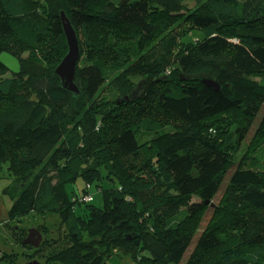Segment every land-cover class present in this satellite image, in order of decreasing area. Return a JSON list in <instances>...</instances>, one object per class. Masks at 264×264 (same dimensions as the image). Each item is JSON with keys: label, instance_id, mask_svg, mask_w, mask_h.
<instances>
[{"label": "trees", "instance_id": "1", "mask_svg": "<svg viewBox=\"0 0 264 264\" xmlns=\"http://www.w3.org/2000/svg\"><path fill=\"white\" fill-rule=\"evenodd\" d=\"M62 11L84 18L80 93L55 74ZM2 52L22 65L0 62V167L21 189L9 216L60 219L38 248L20 235L29 263L264 264V0H0Z\"/></svg>", "mask_w": 264, "mask_h": 264}, {"label": "rangeland", "instance_id": "2", "mask_svg": "<svg viewBox=\"0 0 264 264\" xmlns=\"http://www.w3.org/2000/svg\"><path fill=\"white\" fill-rule=\"evenodd\" d=\"M83 1L84 0H82V2ZM186 2L190 3V0H186ZM73 18H74L73 19L74 24L82 23V21L84 20V18L78 13H75ZM158 27L160 28V30H168L169 28H171V25L168 22H163ZM185 29L186 28L184 24H181L180 27L173 29L172 33L178 36V32L181 31V33H184L186 31ZM197 37H200V34L197 32H193L191 33L189 39H194ZM96 38H97V35L95 33L94 28H87V30L85 29L82 30V34H81L82 41H89V43L92 44ZM233 40L237 41L238 39H233ZM263 112H264V107H263L262 113ZM113 154L115 157L118 156L117 152ZM136 157L138 158L135 159V163L142 164V161L144 160V154L140 157L139 155H137ZM124 162L125 163L121 161L116 166L120 167L121 170L131 169V173L129 174H127V172L124 173L125 177L123 178V181L128 186H132L130 179L135 176V173H137V171L134 168L128 167L129 160L124 161ZM126 163H127V167L125 166ZM13 165L17 169L25 170V168L21 166L22 164H20L18 161L13 163ZM9 168L10 166L7 167V165L0 167V253L3 252L2 253L3 255H11V256L17 253L19 255L18 262H21L22 264H28L30 261V255H32L34 249H30V248L23 246V244L20 243V238H19L20 235L25 238V230H26V236H27L29 229L39 228L41 225L43 226L46 225V227L49 228L50 230H48V232L41 231V228H39L40 232L46 238L55 239L57 238L58 233H60V232H57L59 231L58 226H59L60 219L56 213L50 212V211H47L45 214L41 216H38L34 214L33 212H30L26 215H22L20 217L11 219L9 216V208L11 207L12 203L17 197L18 192L21 189H20V183H18V181L13 180V176L10 174ZM105 183L106 181L103 182V185H105ZM98 189L99 190H94L93 203L97 206H101L102 205V195H101L102 187ZM138 196L140 197L141 195L138 194ZM220 198L221 197H217L214 199V201L218 203ZM204 228H205V220L200 222L199 226L197 227V233H198L197 237L200 235V232H202ZM2 254L0 257H2ZM117 257L113 258V260H111L110 263L111 264H122L120 259H123L122 261L125 263L124 256L122 258H120V256H117ZM34 260H38V258H34ZM10 263L11 261L0 258V264H10ZM47 264H50V263H47Z\"/></svg>", "mask_w": 264, "mask_h": 264}, {"label": "water", "instance_id": "3", "mask_svg": "<svg viewBox=\"0 0 264 264\" xmlns=\"http://www.w3.org/2000/svg\"><path fill=\"white\" fill-rule=\"evenodd\" d=\"M62 29L67 41L68 52L63 57L59 65L55 68V74L60 77L62 86L73 93H80V89L75 82L76 70L81 56L79 38L75 29V25L67 17L65 12H61ZM0 62L13 74H19L21 72V62L20 60L8 52H2L0 54ZM207 84L213 85L217 84L213 80H207ZM133 95L140 92V84L137 85L133 91ZM43 241V235L37 228L29 229V233L26 239L23 240V244H29L34 248H38ZM28 264H41L39 262H33Z\"/></svg>", "mask_w": 264, "mask_h": 264}, {"label": "built area", "instance_id": "4", "mask_svg": "<svg viewBox=\"0 0 264 264\" xmlns=\"http://www.w3.org/2000/svg\"><path fill=\"white\" fill-rule=\"evenodd\" d=\"M92 199H93V197H92L91 195H86V196L84 197V200H85L86 202H90V201H92Z\"/></svg>", "mask_w": 264, "mask_h": 264}, {"label": "clouds", "instance_id": "5", "mask_svg": "<svg viewBox=\"0 0 264 264\" xmlns=\"http://www.w3.org/2000/svg\"><path fill=\"white\" fill-rule=\"evenodd\" d=\"M38 229V228H37ZM28 233H29V231H28ZM27 237V236H26ZM26 237H25V239H26ZM34 248V247H33ZM1 254V253H0Z\"/></svg>", "mask_w": 264, "mask_h": 264}]
</instances>
